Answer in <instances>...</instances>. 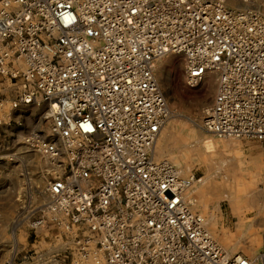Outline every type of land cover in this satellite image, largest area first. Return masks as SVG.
<instances>
[{
	"label": "built area",
	"instance_id": "2783aa9c",
	"mask_svg": "<svg viewBox=\"0 0 264 264\" xmlns=\"http://www.w3.org/2000/svg\"><path fill=\"white\" fill-rule=\"evenodd\" d=\"M262 1L0 0V77L14 109L47 110L53 140L27 144L54 167L48 208L70 264H254L212 238L187 199L196 176L156 163L154 147L171 118L157 66L175 55L189 87L215 78L204 129L264 157Z\"/></svg>",
	"mask_w": 264,
	"mask_h": 264
},
{
	"label": "rangeland",
	"instance_id": "374dc122",
	"mask_svg": "<svg viewBox=\"0 0 264 264\" xmlns=\"http://www.w3.org/2000/svg\"><path fill=\"white\" fill-rule=\"evenodd\" d=\"M157 78L171 118L163 130L170 137L169 152L159 157L155 149V159L170 162L186 178L196 176L198 182L189 195L194 201L192 211L204 218L207 231L230 256L243 255L259 264L264 246V157L259 143L219 138L204 129L205 112L217 93L213 75L191 88L185 82L182 59L168 55L158 63ZM9 84L0 77V264L41 259L44 264H54L45 257L57 254L62 264H70L65 244L71 236L54 226L48 208L51 197H42L39 192L44 179L47 189L55 177L54 167L27 144L32 134L42 136L38 122L47 110L14 109L15 94ZM50 125L48 119L41 127L50 129ZM196 140L204 152L201 159L196 154L199 148H193ZM205 156L207 159H203ZM207 175L209 180L201 182ZM43 218L44 225L32 226ZM227 241L238 250L230 252L224 244Z\"/></svg>",
	"mask_w": 264,
	"mask_h": 264
},
{
	"label": "bare ground",
	"instance_id": "6f19581e",
	"mask_svg": "<svg viewBox=\"0 0 264 264\" xmlns=\"http://www.w3.org/2000/svg\"><path fill=\"white\" fill-rule=\"evenodd\" d=\"M232 4V6H239L240 8H242V9H247V7L246 6H242V5H238V4H235L234 2H232L231 3ZM257 5V10L258 11H260L261 9H263L264 10V1H262V2H259L258 4H256ZM212 84V83H211ZM210 89L212 90L213 89V86L211 85L210 86ZM209 89V90H210ZM48 114L46 113V114H44L43 115V118H41L40 120H39V122H38V126L40 127L39 128V130H40V132L41 133H44L45 135H46V137H47V139H49V140H53L51 137H50V133H51V131H50V129L49 128H42L41 126H43L44 124H45V122H48ZM194 123V122H193ZM195 126H196V132L198 133V134H201L200 132V129H197L199 126H197L196 124H194ZM166 127V126H165ZM164 127V128H165ZM164 128L162 129V131H161V133H160V135H159V137H158V140H157V142H156V144H155V147H154V154H155V149L157 150V152H158V156L159 157H161V156H164V155H167V153L169 152V141H170V139L168 140V134H165V131H164V133H163V130H164ZM43 131V132H42ZM50 137V138H49ZM170 138V137H169ZM206 138V137H205ZM204 138V139H205ZM201 138H199V140H200ZM207 139V138H206ZM201 140H203V139H201ZM198 141L196 140V146H194L193 148H199L197 151H200V153L198 154V152H196V154H197V156L200 158V157H203L204 156V152H203V150L201 151L200 150V144H198L197 143ZM27 148V147H26ZM195 150V149H194ZM35 153H37V154H40V153H38V152H36V151H34ZM203 152V153H202ZM205 154L206 155H208L209 154V152H205ZM42 155V154H41ZM33 156H36V155H33ZM43 156V158H45V160H47V161H49L50 163H51V161L49 160V158L48 157H46V156H44V155H42ZM195 156V155H194ZM197 157V158H198ZM207 159V157L205 156L203 159ZM201 159V158H200ZM154 160H155V162L156 163H158V162H160V161H164V160H156L155 159V156H154ZM166 161V160H165ZM234 164H236V163H234ZM234 164H232V166H234ZM231 168V167H230ZM233 168V167H232ZM210 170V169H209ZM230 170H232V169H230ZM180 171V173L182 174V172H181V170H179ZM209 178H210V176L209 175H207L206 176V178H204V179H201V182H203V183H205L206 181H208L209 180ZM43 183L44 184H46L47 185V181H46V179H44L43 180ZM44 184H42V187L40 186L39 187V192H40V194L42 195V197H44V196H50L49 194H48V192H47V189H45L44 188ZM94 184V182H83V187H85V188H87V187H90V186H92ZM195 186V185H194ZM264 189V188H263ZM193 190V187L192 188H190L189 190H188V192H187V199H191L190 197H189V195H190V193H191V191ZM264 192V191H263ZM50 198V197H49ZM224 200V199H223ZM231 200V202L233 201V199H230ZM224 244L226 245V247L228 248V250L230 251V252H235V251H237L238 250V246L237 245H234V244H230V242H224ZM220 245V244H219ZM221 246V245H220ZM222 247V246H221ZM222 249H223V247H222ZM225 251V250H224ZM226 252V251H225ZM227 253V252H226ZM228 254V253H227ZM229 255V254H228ZM253 261V263L254 264H258L257 263V261H254V260H252ZM256 262V263H255Z\"/></svg>",
	"mask_w": 264,
	"mask_h": 264
}]
</instances>
